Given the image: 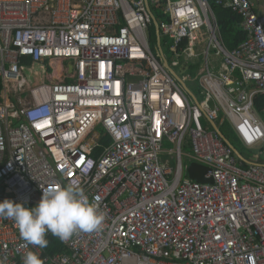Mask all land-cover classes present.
<instances>
[{
    "label": "built area",
    "instance_id": "2783aa9c",
    "mask_svg": "<svg viewBox=\"0 0 264 264\" xmlns=\"http://www.w3.org/2000/svg\"><path fill=\"white\" fill-rule=\"evenodd\" d=\"M215 7L239 18L233 49ZM173 67L195 72V92ZM0 81V202L32 207L73 184L105 216L67 241L48 233L64 248L52 255L0 218V264L29 251L43 264H264V163L217 132L264 148V10L252 0H0Z\"/></svg>",
    "mask_w": 264,
    "mask_h": 264
},
{
    "label": "clouds",
    "instance_id": "9594fccd",
    "mask_svg": "<svg viewBox=\"0 0 264 264\" xmlns=\"http://www.w3.org/2000/svg\"><path fill=\"white\" fill-rule=\"evenodd\" d=\"M0 218L14 221L21 239L40 248L47 246L48 233L67 241L78 232L101 230L105 220L97 203L73 184L54 185L43 191L32 207L5 199L0 202ZM23 264H43V261L29 251L23 257Z\"/></svg>",
    "mask_w": 264,
    "mask_h": 264
},
{
    "label": "trees",
    "instance_id": "16d2710c",
    "mask_svg": "<svg viewBox=\"0 0 264 264\" xmlns=\"http://www.w3.org/2000/svg\"><path fill=\"white\" fill-rule=\"evenodd\" d=\"M214 14L216 16L220 32L223 38V41L228 49H233L236 44L240 43L244 39V34L240 31L239 28V18L235 16L230 10L223 9L220 7L214 8ZM151 31L153 32V35L156 38L155 29L154 27L151 28ZM1 81H0V92H1ZM102 131V130H101ZM222 132L224 136L228 139V141L231 143V145L234 146L235 143H239L232 134V132L229 129H222ZM111 140L105 136L101 138V143L103 145L110 144ZM234 143V144H233ZM242 149V148H241ZM241 155L242 152L247 153L249 155L248 158H246L249 162L253 163H264V148L260 150L259 152L252 150H238ZM98 152L94 153V156ZM206 171L204 166L201 165H192L188 169L189 176L197 181V182H204L203 180V174ZM48 244L46 246V250L49 254H56V253H62L64 252V248L61 246L60 242L55 237H49L47 239Z\"/></svg>",
    "mask_w": 264,
    "mask_h": 264
},
{
    "label": "rangeland",
    "instance_id": "374dc122",
    "mask_svg": "<svg viewBox=\"0 0 264 264\" xmlns=\"http://www.w3.org/2000/svg\"><path fill=\"white\" fill-rule=\"evenodd\" d=\"M252 2L253 3H255L256 5H258V9L259 10H264V0H252ZM154 39H156L155 38V36H154ZM164 41H165V39H164ZM162 44H164V42L162 43ZM164 53H165V55L168 57V60H169V63H170V65H172V58H170V56H169V53H168V51L166 50V48H164ZM209 62L211 63V64H214L215 63V57H214V55H213V52H211L210 53V56H209ZM198 63L199 64H203V62L202 61H200V60H198ZM218 61L215 63V65L217 66L218 65ZM39 69L38 68H36V71H38ZM173 70L175 71V73H176V75L181 79V80H183L186 84H187V86L191 89V91H193V92H195L196 90V86L195 85H192V84H190L189 82H188V80H187V77H188V75L189 74H191V75H194V73L195 72H193V73H190V72H188V71H185V70H183V68H181V67H173ZM26 76H27V78L29 79V80H32V75L31 74H29V73H26ZM96 130H100V128H97ZM234 144V143H233ZM167 146V145H166ZM170 148H172V146H167V150H169ZM234 148L238 151V150H242V149H244L243 147H242V145L240 144V143H235L234 144ZM242 148V149H241ZM245 150V149H244ZM239 152V151H238ZM240 153V152H239ZM241 154V153H240ZM242 154H243V156L245 157V158H248L249 157V155L247 154V153H243L242 152Z\"/></svg>",
    "mask_w": 264,
    "mask_h": 264
},
{
    "label": "water",
    "instance_id": "95a60500",
    "mask_svg": "<svg viewBox=\"0 0 264 264\" xmlns=\"http://www.w3.org/2000/svg\"><path fill=\"white\" fill-rule=\"evenodd\" d=\"M153 25H154L155 31L158 32V30H157V24H156L155 21H153ZM177 80H178V82H179L181 85L185 86V85L183 84V82H182L179 78H178ZM217 132L219 133V135H220L221 139L223 140V142L233 150V152L235 153V155H236L241 161H243L244 163H249V162H247V160H245V159L242 157V155H241V154H240V153L234 148V146L231 145V143H230V142H229V141L223 136V134H222L221 132H219L218 130H217Z\"/></svg>",
    "mask_w": 264,
    "mask_h": 264
},
{
    "label": "crops",
    "instance_id": "0c3cea01",
    "mask_svg": "<svg viewBox=\"0 0 264 264\" xmlns=\"http://www.w3.org/2000/svg\"><path fill=\"white\" fill-rule=\"evenodd\" d=\"M258 6V5H257Z\"/></svg>",
    "mask_w": 264,
    "mask_h": 264
}]
</instances>
